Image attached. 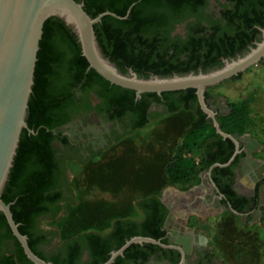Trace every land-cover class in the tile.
Returning <instances> with one entry per match:
<instances>
[{
	"label": "trees",
	"instance_id": "16d2710c",
	"mask_svg": "<svg viewBox=\"0 0 264 264\" xmlns=\"http://www.w3.org/2000/svg\"><path fill=\"white\" fill-rule=\"evenodd\" d=\"M78 1H83L84 9L91 16L106 10L124 16L134 3L125 18L105 15L94 25V29L104 53L123 72L131 67L145 77L149 74L146 71L166 75L172 70L180 72L195 69L199 62L206 66L212 65L217 61L218 55L232 53L235 48L248 42L253 32L258 30L255 25L264 26V0H236L234 9L224 11L226 23L212 27L214 31L206 38L204 54H199L198 47H193L186 60L177 62L178 50L170 57L165 56L167 51L161 48L158 41L160 31L175 17L182 6L192 0ZM39 44L34 84L28 102L26 118L28 128H23L21 132L13 166L2 192V199L6 203H11L10 208L19 231L27 236L31 249L47 260L36 248L37 239L32 236V221L40 211L44 213L48 211L46 210L48 202H54L62 197L64 204L54 209L50 221L63 242L65 255L55 257L52 260L53 264H101L108 259L112 250L119 248L135 235L160 238L166 243L164 231L161 229L164 218V205L159 198L162 181L161 179L155 181L153 176H149L151 173L147 171L148 169L142 170L147 180L143 184L140 182L143 189H140V197L133 204L141 212V218L114 217L106 232L96 228L105 215V208L99 206L89 208L91 206L87 202V189L83 191L84 193L81 191L79 195H74L79 187L76 178L68 183V194L63 195L59 188L60 169L53 157L51 145V128L55 123L51 115L58 112L65 103L67 84L78 83L82 79H85V82L95 81L106 86L111 83L93 68L86 71L89 63L81 53L75 34L59 18L50 17L45 21ZM112 88L118 92L113 98L114 102L128 108L133 107L135 94L133 89L116 84H113ZM194 90L186 89L189 98H196ZM149 94L153 93H143L142 96ZM228 107L227 113L217 117L221 129L229 134L247 132L252 123L248 101L246 99L229 101ZM168 110L170 113L178 112L177 116H181L182 121L176 124L181 125L183 134L179 149L164 164L163 173L167 183L187 189L199 183V173L202 169H206L215 161L225 163L230 156V152L226 154L223 150L217 155L210 154L211 149L217 146L229 150L233 143L230 138L223 139L212 123H207L203 116L193 121V115L188 111L189 105L185 104L184 107L171 105ZM147 123L148 120L145 119L135 130ZM29 128L34 132L29 133ZM186 152L190 154L187 155ZM194 152L201 157L198 162L192 155ZM89 160L84 162L86 164L84 170L90 168ZM234 163L235 161L229 167V171ZM122 164L120 161L110 162L108 166H102L98 171L112 174L118 172L115 170L120 169ZM216 169L219 170L218 167ZM93 180L94 177L90 176L82 182L86 183L87 188L91 186ZM124 206L129 205L126 202ZM233 206L238 210L242 209L237 204ZM2 235L14 237L4 213L0 211V237ZM16 244V254H4L0 257V264L26 262L33 264L17 240ZM157 247L158 245L149 242L132 243L112 264H124L129 258L144 261L148 253ZM83 249L88 250L89 259L79 262Z\"/></svg>",
	"mask_w": 264,
	"mask_h": 264
},
{
	"label": "flooded vegetation",
	"instance_id": "af4514ba",
	"mask_svg": "<svg viewBox=\"0 0 264 264\" xmlns=\"http://www.w3.org/2000/svg\"><path fill=\"white\" fill-rule=\"evenodd\" d=\"M235 4L236 0H192L182 6L175 17L169 20L160 31L158 41L161 43V48L167 51L165 56L170 57L175 50H178L177 62H181L187 59L195 47H198L199 54H204L206 38H209L214 31L212 27L224 25L226 23L224 11L234 9ZM256 26L258 30L253 32L249 41L235 48L232 53L218 55L217 61L213 62L212 65L206 66L199 62L195 69L190 68L188 71L180 72L208 70L222 65L226 58H235L245 54L251 46L255 45V42L262 39L260 28H264V26ZM259 61L264 62V56ZM89 69L91 67L88 65L86 71ZM146 72H149L148 76L154 73L152 71ZM174 72L176 71L172 70L171 73ZM84 80L67 84V93L64 96L65 103L58 112L51 115L52 120L55 121L53 128H51V145L53 157L60 169L59 188L64 196L68 194L67 188L70 182L69 160L76 162L85 160L82 161L84 163L100 155L119 137L134 131L137 125L145 119L148 122L151 120L160 121L167 115H177L178 112L170 113L168 110L171 105L184 107L187 104L189 105L188 111L193 115V121L203 116L207 123L211 122L214 126L213 118L202 108L196 89L193 87L189 88L195 89V99L189 98L186 93L188 88L161 93L149 92L153 94L144 96L142 94L147 92L141 93L140 96L134 92L133 107L128 108L114 102L113 98L118 93L112 88L114 83L110 82L111 84L106 86L95 81L85 82L86 80ZM212 100L215 99L210 97L206 89L204 101L213 110L218 121L217 117L228 112V103L215 100L213 104ZM29 133L33 132L29 131ZM231 135L237 140V143L231 137L221 136L223 139H231L232 148L228 150L214 146L210 151V154L213 155H217L221 150L226 154L230 152L228 160L225 163L215 161L199 173V178L207 190L198 193L197 185H195L188 190L190 196L178 194L180 191L177 189L176 192L164 190L160 193L159 198L164 205L161 229L164 231L163 237L168 246L156 244L158 247L152 249L144 261L141 259L135 261L129 258L124 261V264H223L222 260L213 253L212 247L203 243L200 237H195L194 231L190 227H186L184 222L185 216H188L189 213L200 217L202 214L211 215L215 212L221 213L223 210H231L233 213L244 216L257 215L258 206L264 202L261 198L263 197L261 185L264 184V177L258 179L253 188L243 187L239 182V179L250 173L253 166L258 162V159L253 155V151L257 149V143L248 132ZM234 161L235 163L229 171V167ZM63 204L62 197L54 202H48L46 206L48 211L46 213L40 211L32 221L31 230L32 236L37 239L36 248L50 262L55 257L65 255L63 242L56 229L48 224L54 209L57 206H63ZM233 204H237L242 209L234 208ZM14 237L4 235L0 237V257L4 254H16V240L20 245L21 243L15 235ZM179 248L182 249L183 253ZM88 259L89 252L87 249H83L79 256V262ZM26 264L29 263L26 262Z\"/></svg>",
	"mask_w": 264,
	"mask_h": 264
},
{
	"label": "rangeland",
	"instance_id": "374dc122",
	"mask_svg": "<svg viewBox=\"0 0 264 264\" xmlns=\"http://www.w3.org/2000/svg\"><path fill=\"white\" fill-rule=\"evenodd\" d=\"M207 92L217 101L228 103L246 99L249 103L252 123L247 132L256 140L257 149L253 151V155L258 162L250 173L239 179V182L243 187L253 188L254 183L264 177V63L261 61L253 63L236 76L210 85ZM215 100H212L213 104ZM181 121V116L167 115L160 121L151 120L145 126L124 134L103 153L90 159V164L88 163L90 168L87 170L83 169L86 164L82 161L85 160L79 162L69 160L70 181L76 178L79 183L78 192L76 190L74 195H79L81 191L84 193L83 191L87 189V202L91 206L89 208L99 206L106 210L96 228L106 232L111 221L117 216L141 218V212L133 204L140 197V189H143L141 183H146L147 180L144 172L142 173L144 169H148L147 171L151 173L149 176H153L155 181L161 179L160 192L164 190L176 192L177 189L180 191L178 194L190 196L188 190L195 185L198 193L207 190L202 180L183 189L167 183L165 179L163 166L179 149L182 140L183 128L176 124ZM192 155L197 162L201 158L198 153L194 152ZM115 161L123 163L120 169L115 170L118 172L111 174L98 171L102 166H108L110 162ZM90 176H93L94 180L91 186L86 188V183L82 181ZM261 193L264 200V184L261 185ZM126 202L128 207L124 206ZM258 209L256 216L239 215L228 210L211 215L202 214L200 217L189 213L185 216L184 224L194 231L195 237H200L203 243L212 247L213 253L223 264H264V202ZM48 222L56 229L51 221Z\"/></svg>",
	"mask_w": 264,
	"mask_h": 264
},
{
	"label": "water",
	"instance_id": "95a60500",
	"mask_svg": "<svg viewBox=\"0 0 264 264\" xmlns=\"http://www.w3.org/2000/svg\"><path fill=\"white\" fill-rule=\"evenodd\" d=\"M133 5L134 3L130 5L124 16L108 10L91 16L84 9L83 1L78 0H0V211L4 213L26 256L34 264L53 263L41 258L31 249L27 236L19 231L18 223L13 218L11 203H6L2 199V192L13 166L21 132L23 128H28L26 120L28 102L34 84L43 26L48 18H59L75 34L89 67L111 83L135 90L137 96L143 92L161 93L195 88L202 108L213 118L216 132L224 137H231L237 143L231 134L221 129L215 113L204 101V93L210 85L236 75L264 56V28H260L262 39L255 42L249 51L235 58L224 59L220 66L166 75L152 73L145 77L132 68L123 72L104 53L94 29V25L105 15L125 18ZM29 131L34 132L30 128ZM144 242L168 246L160 239L135 235L119 248L112 250L108 259L101 264H112L117 256L123 255L130 244Z\"/></svg>",
	"mask_w": 264,
	"mask_h": 264
}]
</instances>
